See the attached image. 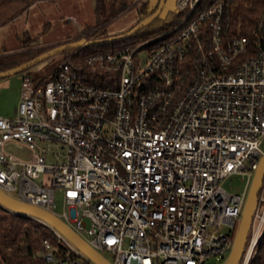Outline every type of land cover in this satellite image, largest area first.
I'll return each instance as SVG.
<instances>
[{"label":"built area","instance_id":"built-area-1","mask_svg":"<svg viewBox=\"0 0 264 264\" xmlns=\"http://www.w3.org/2000/svg\"><path fill=\"white\" fill-rule=\"evenodd\" d=\"M237 2L175 0L181 19L171 30L62 61L44 83L22 77L17 115H0V190L111 252L108 264L224 257L264 157V45L233 34ZM53 142L63 151L49 163ZM232 173L248 176L241 193L224 187ZM34 219L65 249L44 239L48 263L98 264ZM263 234L264 180L237 264H250Z\"/></svg>","mask_w":264,"mask_h":264},{"label":"rangeland","instance_id":"rangeland-1","mask_svg":"<svg viewBox=\"0 0 264 264\" xmlns=\"http://www.w3.org/2000/svg\"><path fill=\"white\" fill-rule=\"evenodd\" d=\"M132 1L133 5L135 4L134 6L127 8L107 21L109 37L122 35V33L134 27L139 21L138 8L142 4H137L134 0ZM158 1L149 0V9L155 6ZM94 11L95 0H48L38 2L31 6L23 15L0 28V56L20 51L23 47H28V45L36 48L56 47L58 46L57 44L74 38L76 34L84 30L88 25L96 24L98 16ZM180 19L177 11L171 12L162 18V21L153 29L147 39L127 36L123 41H118L116 44L119 47L124 46V44L140 45L150 38L171 30ZM24 43L26 46L23 45ZM72 49L57 52L21 72L0 77V115L8 117L17 115L18 99L21 95L23 84L22 77L30 78L37 83L43 76L49 74L56 65L64 61L66 55L73 52ZM261 148L264 151V137L262 138ZM10 150L24 159L31 156L27 149L10 147ZM60 151H63L61 145L53 142L46 152L48 162H54L56 160L54 154ZM258 173L259 171L252 173L253 176L248 189V199L257 181ZM43 176L37 182H42L44 180ZM247 182L248 176L246 174L232 173L226 178L224 187L228 192L241 193L244 191ZM0 192L11 200L22 202L14 193H6L2 190ZM56 210L57 212L63 211L62 194L59 191L56 194ZM48 223L64 239L71 242L64 231L51 221H48ZM220 230L228 232L230 227L223 225L220 227ZM238 232L239 229H237L233 236L232 248L224 257H209L205 264H227L234 254L238 241ZM81 252L85 254L84 251ZM95 252L107 261H113V254L111 252L98 249H95Z\"/></svg>","mask_w":264,"mask_h":264},{"label":"trees","instance_id":"trees-1","mask_svg":"<svg viewBox=\"0 0 264 264\" xmlns=\"http://www.w3.org/2000/svg\"><path fill=\"white\" fill-rule=\"evenodd\" d=\"M42 1L48 0H0V28L23 15L34 4ZM159 2L160 0L150 9L148 7L149 0L139 2L142 5L138 8L140 19L137 24L151 16L158 8ZM134 5L132 0H95L94 13L98 16V22L88 25L84 30L76 34L74 38L63 43L73 42L82 38L96 42L73 48V52L66 55L64 61L72 59L82 60L90 54L109 52L120 48L116 43L123 41L125 37L106 40L109 38L107 21ZM174 11L173 9L162 11L152 22L127 36L147 39L153 29L162 21V18ZM132 28L122 34L128 33ZM232 32L237 36H246L251 44L256 39L261 38V42L264 45V0H238L232 12ZM23 45L26 46L25 43ZM124 46L129 45L124 44ZM51 48L53 47L36 48L28 45V47H23L20 51L0 56V71L28 62ZM58 65L38 82H46ZM44 239L50 240L53 246L59 247V253H65V249L58 245L54 232L48 226L34 219V215L12 209L0 202V264H52L48 263L43 257L45 249L43 245ZM250 264H264V234Z\"/></svg>","mask_w":264,"mask_h":264},{"label":"water","instance_id":"water-1","mask_svg":"<svg viewBox=\"0 0 264 264\" xmlns=\"http://www.w3.org/2000/svg\"><path fill=\"white\" fill-rule=\"evenodd\" d=\"M176 6H175V0H160L158 8L156 9V11L149 16L146 19H143L141 22H139L137 25H135L128 33L126 34H122L119 36H113V37H109L106 40H115V39H121L126 37L127 35H131L133 34L136 30H138L139 28L149 24L150 22H152L155 18H157L160 13L163 11H167L168 9H173L175 10ZM96 41L93 40H88L86 38H82L73 42H68V43H63L61 45H58L56 47L51 48L50 50L38 55L37 57H35L34 59L25 62L19 66L13 67L11 69L8 70H4V71H0V77L2 76H6L9 74H13V73H17V72H21L29 67H31L32 65H35L36 63L40 62L41 60L57 53V52H61L67 49H72V48H77L83 45H88V44H93ZM259 173L257 176V181L255 183V186L251 192V195L249 196L247 205L245 207V211L243 214V218H242V222L240 225V229H239V234H238V241L234 250V254L231 257V259L227 262V264H237L240 260L243 248H244V244L246 241V237H247V233H248V227H249V222H250V217L252 214V210L255 204V200L259 194V191L261 189L263 180H264V157L262 159L260 168H259ZM0 202L11 207L12 209H16L18 211L24 212V213H28V214H32V215H37L40 216L48 221H51L52 223H54L57 227H59L62 231H64L68 237L74 242L76 243L84 252H86L93 260H95L98 264H108L106 261H104L102 259V257L100 255H98L93 249H91L89 246L86 245V243L71 229L69 228L63 221H61L59 218H57L56 216H54L53 214L44 211L40 208H36V207H32L23 203H20L18 201H14L11 200L10 198L6 197L5 195H3L0 192Z\"/></svg>","mask_w":264,"mask_h":264},{"label":"crops","instance_id":"crops-1","mask_svg":"<svg viewBox=\"0 0 264 264\" xmlns=\"http://www.w3.org/2000/svg\"><path fill=\"white\" fill-rule=\"evenodd\" d=\"M20 98H21V95H20V97H19V99H18V102H20ZM3 116V115H2ZM11 147H13L12 145H11Z\"/></svg>","mask_w":264,"mask_h":264}]
</instances>
